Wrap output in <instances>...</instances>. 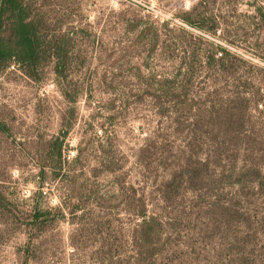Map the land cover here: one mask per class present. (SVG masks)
Segmentation results:
<instances>
[{"label":"rangeland","instance_id":"obj_1","mask_svg":"<svg viewBox=\"0 0 264 264\" xmlns=\"http://www.w3.org/2000/svg\"><path fill=\"white\" fill-rule=\"evenodd\" d=\"M27 2L36 75L0 70V264H264V0Z\"/></svg>","mask_w":264,"mask_h":264},{"label":"trees","instance_id":"obj_2","mask_svg":"<svg viewBox=\"0 0 264 264\" xmlns=\"http://www.w3.org/2000/svg\"><path fill=\"white\" fill-rule=\"evenodd\" d=\"M28 0H0V70H2L9 63H17L21 65L27 76L34 78L36 73V65L38 61L39 37L38 19L31 14V5ZM201 4V2H200ZM259 11V9H258ZM263 16V13L261 14ZM191 25L203 27L194 21L187 20ZM208 29V28H207ZM210 33H215V27L207 30ZM214 59L213 56H210ZM215 60V59H214ZM55 74L60 76L58 70ZM186 85L182 84L184 87ZM184 89V88H182ZM237 103L247 101L245 98L236 97ZM205 109V110H204ZM187 110H193V116L196 122L193 124L194 130L200 126L205 125L207 120L211 119L210 111L206 108H201L198 104L189 106ZM207 118V120H205ZM196 126V127H195ZM60 156V154L58 155ZM209 163L199 162L200 168H207ZM191 168L187 165L175 171L173 178L169 184L177 186L176 184L186 175L192 173ZM140 215L143 217L142 222L138 225L137 232L139 238L148 240L159 227V222L155 221L154 217H145V211L141 210ZM37 219V215L33 216Z\"/></svg>","mask_w":264,"mask_h":264}]
</instances>
